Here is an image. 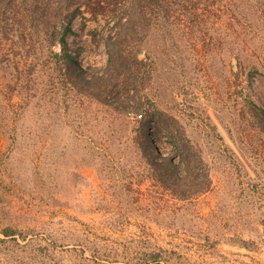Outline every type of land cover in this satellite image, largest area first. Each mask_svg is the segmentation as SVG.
Listing matches in <instances>:
<instances>
[{"label": "rangeland", "instance_id": "374dc122", "mask_svg": "<svg viewBox=\"0 0 264 264\" xmlns=\"http://www.w3.org/2000/svg\"><path fill=\"white\" fill-rule=\"evenodd\" d=\"M13 5L0 0V264H264V0L173 9L138 57L140 98L209 174L185 199L141 151L145 111L80 91ZM81 11L66 40L88 73L107 58L102 20Z\"/></svg>", "mask_w": 264, "mask_h": 264}, {"label": "trees", "instance_id": "16d2710c", "mask_svg": "<svg viewBox=\"0 0 264 264\" xmlns=\"http://www.w3.org/2000/svg\"><path fill=\"white\" fill-rule=\"evenodd\" d=\"M16 1L18 6L13 5L11 10L22 19V24L35 26L47 45L60 46L59 54H54L56 64H63L69 78L74 79L80 91L105 104H126L134 115L138 111H145L139 121V137L144 140L141 151L161 172L156 175L163 179L161 183L182 199L209 189V174L197 150L180 128L171 124L172 119L151 110L140 98L139 94L151 72L145 61L138 58L150 31L159 24L165 26L167 18L173 16V9L181 11L187 8L195 13L202 9L203 2L207 0ZM81 8L89 15V20H102L100 30L92 32L91 36L96 44H102L107 58L103 68L88 73L78 66L69 52L66 40V36L71 33V18L74 14L81 13ZM158 132L166 135L172 149H164L168 153L166 157L160 156L153 145L154 139L162 146ZM179 181L180 188L174 189Z\"/></svg>", "mask_w": 264, "mask_h": 264}]
</instances>
